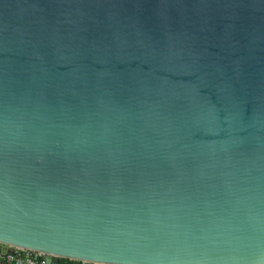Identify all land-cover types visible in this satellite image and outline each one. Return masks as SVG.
<instances>
[{
	"label": "water",
	"instance_id": "obj_1",
	"mask_svg": "<svg viewBox=\"0 0 264 264\" xmlns=\"http://www.w3.org/2000/svg\"><path fill=\"white\" fill-rule=\"evenodd\" d=\"M264 264V0H0V256Z\"/></svg>",
	"mask_w": 264,
	"mask_h": 264
},
{
	"label": "built area",
	"instance_id": "obj_2",
	"mask_svg": "<svg viewBox=\"0 0 264 264\" xmlns=\"http://www.w3.org/2000/svg\"><path fill=\"white\" fill-rule=\"evenodd\" d=\"M0 264H95L88 261L65 260L59 261L57 257L39 252L15 248L14 253H8L5 257L0 256Z\"/></svg>",
	"mask_w": 264,
	"mask_h": 264
},
{
	"label": "trees",
	"instance_id": "obj_3",
	"mask_svg": "<svg viewBox=\"0 0 264 264\" xmlns=\"http://www.w3.org/2000/svg\"><path fill=\"white\" fill-rule=\"evenodd\" d=\"M59 261H65V260H68V259H65V258H58Z\"/></svg>",
	"mask_w": 264,
	"mask_h": 264
}]
</instances>
